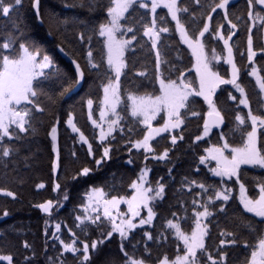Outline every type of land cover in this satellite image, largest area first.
Returning a JSON list of instances; mask_svg holds the SVG:
<instances>
[{"label":"snow or ice","instance_id":"obj_1","mask_svg":"<svg viewBox=\"0 0 264 264\" xmlns=\"http://www.w3.org/2000/svg\"><path fill=\"white\" fill-rule=\"evenodd\" d=\"M24 2L25 0H0V18L12 22L13 26L11 31L0 30V157L3 158L19 153V149L10 145L8 141L22 139L20 133L36 134L37 122L42 121L43 115L57 105L69 93L71 87V85L64 86L66 74L61 72L54 57L38 42L27 38L25 28L16 22L19 20L18 14L23 9ZM40 3L41 0H32L35 15L43 23ZM194 3L199 7H190L186 0H79V3L64 5L86 8L90 13L106 12V16L91 26L87 37L83 32L79 34L80 42L84 43L87 39L89 44L83 66L78 62L70 41L61 40L57 45L59 51L68 56L75 66L73 84L79 86L86 75L95 76L99 80L98 87L103 94L98 98L99 122L93 119V99L89 98L86 102L88 119L94 128L99 129L98 139L103 148L102 155L94 159L97 166L111 159L112 141L118 139L113 135L115 132L120 133V141L130 154L132 149L136 152L143 150L145 161L168 160L171 149L165 148L158 153L152 142L157 137H163L165 140L170 138L171 145L176 146L178 141L185 139L182 129L189 117L203 120L202 134H197L195 141L204 140L214 128L218 129L225 124L224 110L214 99L221 85H231L240 94L236 107L239 109L242 105L247 112L243 114L237 111L234 116L235 123L230 125L226 132L222 131L218 134L219 140L223 143L206 147L204 149L206 154L199 156V164L204 165L212 176L219 177L220 185L209 184L206 180L184 178L189 185V191H192L191 186L194 185L203 193H208L209 189L213 192V195L208 196L207 202L198 203L195 199L192 200L194 207L191 217L183 218L185 223L191 224L190 229L185 228L181 219L176 218V214L173 213L175 219H168L165 223L166 229L169 230L167 235L160 232L154 236L145 229L142 237H146L147 240L135 239L134 232L137 228L152 226L157 215L154 211L155 202L163 200L165 196L166 184L159 181L155 184L150 182L148 173L151 169L145 164L140 169L138 178L129 185L130 193L111 195L109 198V193L102 187H93L87 193V203L82 208L83 214L75 216V220L78 221L75 228L80 230L84 238L69 229L72 239L66 242L59 235L61 223H55V231L51 236L54 241L59 242L62 250L57 256L48 257V264H67L65 253H71L78 264H93L91 253H98L106 241H111L116 234L119 236V252L123 255L119 259L106 260L102 264H151L150 259L146 258L151 256V246L147 242L163 243L167 241L168 235L173 236L177 242L176 251L173 256L165 253L158 257L155 264H228V253L223 249L225 245L241 242L237 239L238 231H221L220 236L232 237V239H221L219 245H213L209 229V224L212 223L209 218L214 216L209 205L221 201L222 203L216 205V208L219 213H226L225 205L230 200L235 203L231 195L233 188L224 186L226 180L239 186L238 200L243 213L251 214V217L259 220L258 224L256 219L245 217L243 213H233L232 219L236 222L237 228H246L249 236L252 237L251 241L241 238L250 254V258L246 254L243 264H264V76L258 74L255 66L247 73L255 78L259 90L253 107L241 80V69L235 61L234 48L238 47V42L236 45L230 43L243 24L247 31V61L249 64H254L258 53L254 50L253 29L257 30V34L264 33V0H246L245 5L231 9L233 0H194ZM141 9L145 11L141 12ZM158 9H166V14L158 13ZM217 10L223 15L215 20V26L212 27L213 13H217ZM14 16L16 20H13ZM168 17L174 22V29L170 27ZM202 20L206 22L199 23ZM68 22L67 19L63 21L65 25ZM223 22H227V28ZM79 23L87 24V21L80 20ZM129 33L131 36L126 38ZM176 34L179 35V42L186 45L191 52L194 63L188 71H194V79L187 78L182 68L166 58L168 52L174 50L169 41ZM206 34H209L207 39L223 42L222 51L218 52L215 47L209 51ZM96 35L103 38L98 57H94L91 49V41ZM142 37H147L148 41H144ZM148 42L150 48L145 49ZM138 48L155 54L154 71L150 80L151 91L141 92L142 82L133 81L137 85L133 90L122 81V77L125 80L129 78V71L135 76L149 79L146 70L137 71L135 68L139 58ZM259 52L264 54V47L260 48ZM129 53L131 55L126 56ZM239 54L244 56L243 51ZM175 59L177 61L181 59L179 52ZM221 60L230 65L231 78H225L216 68ZM195 97L203 99L207 105L206 112L195 107L196 101L193 99ZM228 98L237 100L230 91ZM154 121H158V126L153 125ZM122 122H124L123 126ZM58 124L57 119L48 132L51 149L55 154L51 165L53 173L61 169ZM66 124L73 133L79 134V142L87 145V154L94 156L93 144L74 123L71 112L68 114ZM138 132L139 136H137ZM165 133L169 135L164 136ZM228 136L232 137L231 142L226 139ZM72 155L75 156L76 153L73 152ZM127 163L132 164L133 160L129 158ZM249 169L259 170L260 175L250 174ZM92 171L85 166L72 179L78 181L87 178ZM196 172H201V169L197 167ZM168 174L172 175L171 168ZM249 180L252 181L250 186L258 189L252 195L248 191ZM38 187L44 188L45 185L41 183ZM60 189L61 184L55 182L53 191ZM0 195L16 199L14 192L4 188H0ZM69 198V193L64 191L62 200L68 201ZM122 204L127 206V212L120 210ZM63 206L59 198L55 203L53 200H48L33 204V207L38 208L48 217L53 216L54 209L58 211ZM142 210L147 211L146 217L141 216ZM187 211L188 209H185L186 213ZM9 215L7 210L3 212V217ZM137 218H139L138 222H134ZM93 225L99 231V236L96 239H89ZM105 225L107 231H104ZM45 226V235L48 236L47 219ZM3 235L4 233L0 232V236ZM141 244L144 245L142 252ZM180 244L182 248L179 247ZM23 246L31 250L27 242ZM52 247L56 248V244L54 243ZM33 258L34 255L25 256V264H32ZM0 261L14 264L11 254L0 253Z\"/></svg>","mask_w":264,"mask_h":264},{"label":"trees","instance_id":"obj_2","mask_svg":"<svg viewBox=\"0 0 264 264\" xmlns=\"http://www.w3.org/2000/svg\"><path fill=\"white\" fill-rule=\"evenodd\" d=\"M79 3V0H41L40 3V16L43 19V23L35 15V9L32 7V0H25L24 7L19 15V20L13 17L17 23H20L22 28H25L26 37L38 42L46 51L51 54L56 63L58 64L61 72L66 74L64 79V86L70 87V91L65 95L60 102L53 106L51 110L44 114L41 122H37V133H20L22 139L17 141H8L10 145H14L19 149L18 154H13L8 158L0 157V188L10 190L16 194V199L0 195V232L4 233L0 236V253L11 254L13 256L14 264H25V256L33 257L32 264H48V257H55L58 255L60 249L59 242L52 239L51 233L55 231V223H61V232L59 235L61 239L66 242H70L72 239L69 229H72L78 236L84 238L80 233V230L75 228V224L78 221L75 220L76 215H82L83 205L87 203V193L91 191L93 187H102L111 195H124L130 193L131 189L129 185L131 182L138 178L141 168L147 165L151 171L148 173V179L155 184H166L165 196L163 200L155 202L154 211L157 213L156 218L152 222V226L145 225L143 229L137 228L134 232L135 239L140 240L146 237H142V232L146 229L154 236L160 232L168 234V229L165 227V223L168 219H175L173 213L176 214V218L181 219V223L187 229H190L191 224L184 222V217H191L192 214V200L195 199L198 203L207 202L208 196L213 195L211 189L208 193H203L201 189L196 188L194 185L192 191H189V185L184 181L185 177L196 180H206L209 184L220 185V178L212 176V174L205 168L204 165L199 164V156L205 155L204 149L212 146V144H222L223 141L219 140L218 134L222 131L226 132L228 127L235 123L234 116L237 111H241L246 114L247 109H244L241 105L237 109L236 105L239 100L240 94L231 85H221L217 90V95L214 99L217 100L218 106L224 110L225 124L220 128L212 130V133L208 137H205L202 141H195L197 134H202L203 120L198 117H189L188 122L183 127V135L185 139L178 141L176 146L171 145L170 138L165 140L163 137H157L153 141V145L156 147L157 152H162L165 148L171 149L169 152V159L166 161H157L148 159L144 160V152H136L132 149L131 154L120 141V133L115 132L113 135L117 136V140L112 141L113 150L111 152V159L97 166L94 163L95 158H99L102 155L103 148L100 146L98 134L99 129L93 127L91 121L88 119L87 99L91 98L94 101L93 104V119L99 122L98 111V98L102 97V90L98 87L99 80L95 76L86 75L85 80L81 82L79 86L72 83V79L75 77V66L71 63L68 56L63 55L57 47L61 40L70 41V46L75 49L76 58L78 62L83 66L89 50V44L87 39L84 43L79 40V34L85 33V37L89 34V29L97 21L101 20L103 16H106V12H92L90 13L86 8L80 7H65L64 5ZM186 3L192 8H198L195 5L194 0H186ZM246 0H233L232 7H240L245 5ZM141 12L145 10L141 9ZM158 13L166 14V9H158ZM223 13L217 10V13H213L214 20L212 27L215 26V20L222 17ZM150 18V15H149ZM64 19L69 22L65 25ZM80 20L87 21V24L79 23ZM170 21V27L174 29V22L168 17ZM22 21V23H21ZM206 21H199L204 23ZM225 28H227V22ZM190 26V25H189ZM12 22L6 19L0 18V30L11 31ZM59 28V31L57 29ZM51 33V34H50ZM166 35V34H164ZM254 35V50L257 51V56L254 60V64H249L247 61L246 53V40L247 31L243 24H241L240 30L237 36L233 37L230 43L238 47L234 48L235 61L241 69V80L246 87V91L250 97V101L253 107H255L256 97L259 94V90L255 83V78L248 75L251 68L255 66L258 70V74L264 76V54L259 52V49L264 47V33L257 34V30L253 29ZM131 33L128 34V37ZM209 34H206V43L208 44L209 51L212 47H215L218 52L223 49V42L216 39H207ZM144 41H148L147 37H142ZM102 37L98 35L94 36L91 41V49L93 50L94 57H98L102 48ZM169 43L172 44L174 50L168 52L167 59L177 64L182 68L189 79H194V71H188L192 63H194L191 57V52L186 45L179 42V35H174ZM150 48V42L145 45V49ZM240 51L244 52V56H241ZM179 52L181 59L176 60L175 57ZM131 55L126 54V56ZM138 60L135 68L137 71L146 70L148 72L149 79L135 76L133 72L129 71V78L125 80L122 77L124 84L130 89H136L137 83L142 82L140 91H151L152 84L150 80L153 76L155 54L154 52L142 51L137 49ZM226 55V52L224 53ZM164 67V66H162ZM216 68L221 71V74L225 78L231 77L230 65H227L221 60L220 64L216 65ZM224 70H227L226 72ZM158 88V84L156 85ZM228 89L233 95L237 97L236 101L228 98ZM196 101L195 107L204 112L207 111V105L200 97L193 98ZM119 110V109H118ZM69 112L72 113L74 123L89 139V142L93 144L94 156L87 154V145L79 142V134L73 133L71 128L66 124ZM39 115V114H38ZM59 120L58 127V145L60 149L61 169L57 173L52 171V162L55 158V154L51 149V139L48 135L50 126ZM128 119H131L128 117ZM124 122H122V126ZM154 126H158V121L153 122ZM127 134V128H125ZM175 134V133H174ZM130 135V134H128ZM140 133H137L139 136ZM168 136V133L163 134ZM95 137V139H94ZM231 142L232 137L228 136ZM159 141V143H157ZM238 142V138H237ZM107 144V141H105ZM119 148L120 150H117ZM76 155L73 156L72 153ZM151 156V154H148ZM131 158L132 164L127 163ZM5 162L6 166H5ZM213 166H214V162ZM89 167L93 171L89 177L81 178L76 181L72 177L83 167ZM199 167L201 172H196V168ZM171 168L172 175L169 176L168 170ZM250 174L260 175L259 170L249 169ZM163 177V179H161ZM61 184L59 191H53L54 183ZM183 182V183H182ZM43 183L44 188H39L38 185ZM249 185V194L252 195L258 189H253L250 185L252 181H247ZM224 186L233 188L231 193L235 199L230 200L225 205L226 213H219L216 205H220L221 201H215V204L209 205L210 210L214 212V216L209 220L212 223L209 224L211 233V240L213 245H219L221 239L231 240L232 237H222L219 235L221 231H238L239 235L237 239L240 243L235 245H225L224 251L228 253V264H243L246 254L249 255L248 250L244 247L243 240L246 238L251 241L252 237L249 236L246 228H237L236 222L232 219L233 213H243V208L239 204V186L233 185L232 181H224ZM67 191L69 193V200H62V193ZM60 199L63 203V207L59 210H53V216L48 217L41 212L38 208L33 207V204L43 203L48 200H53L55 203L57 199ZM185 209H188L187 213ZM7 210L10 215L3 217V212ZM202 210V209H199ZM144 216V213L141 214ZM245 217L256 219L251 217V214L243 213ZM49 221L47 227L48 236L45 235L46 226L45 220ZM208 221H205L207 223ZM66 225V227H65ZM104 231H107V225L104 227ZM99 236V231L95 226H91V233L89 239H96ZM27 242L31 246V250L24 248V243ZM56 244V248L52 245ZM151 246V256L146 257L150 259L151 264H155L158 257L167 253L169 256H173L177 242L173 236L168 235V239L163 243L147 242ZM206 244L208 240L206 239ZM47 247V251L45 248ZM144 245H140L142 252ZM182 248V244L179 245ZM79 255V254H78ZM93 264H102V262L110 259H119L123 254L119 252V236L114 235L111 241H106L98 253H91ZM139 255V253H138ZM67 258V264H78V261L71 253H65ZM0 264H7L6 261H0Z\"/></svg>","mask_w":264,"mask_h":264},{"label":"rangeland","instance_id":"obj_3","mask_svg":"<svg viewBox=\"0 0 264 264\" xmlns=\"http://www.w3.org/2000/svg\"><path fill=\"white\" fill-rule=\"evenodd\" d=\"M194 61V60H193ZM231 78V77H230ZM120 210L122 211V212H127V206L126 205H121L120 206ZM144 213V216H142V217H146L147 216V211L146 210H142L141 211V214H143ZM138 220H139V218H137V220L136 221H134V222H138Z\"/></svg>","mask_w":264,"mask_h":264},{"label":"water","instance_id":"obj_4","mask_svg":"<svg viewBox=\"0 0 264 264\" xmlns=\"http://www.w3.org/2000/svg\"><path fill=\"white\" fill-rule=\"evenodd\" d=\"M214 129H216V128H214Z\"/></svg>","mask_w":264,"mask_h":264}]
</instances>
